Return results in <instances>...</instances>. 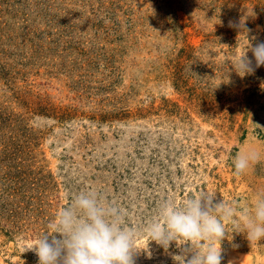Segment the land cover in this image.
Masks as SVG:
<instances>
[{
	"label": "rangeland",
	"instance_id": "1",
	"mask_svg": "<svg viewBox=\"0 0 264 264\" xmlns=\"http://www.w3.org/2000/svg\"><path fill=\"white\" fill-rule=\"evenodd\" d=\"M262 42L264 0H0V264H38L26 249L80 193L137 233L135 264H177L188 245L143 229L204 192L233 209L221 264H264L233 232L264 194Z\"/></svg>",
	"mask_w": 264,
	"mask_h": 264
},
{
	"label": "clouds",
	"instance_id": "2",
	"mask_svg": "<svg viewBox=\"0 0 264 264\" xmlns=\"http://www.w3.org/2000/svg\"><path fill=\"white\" fill-rule=\"evenodd\" d=\"M229 27L246 29L241 22L234 25L229 21ZM248 50L253 54L255 68L264 65V42L254 47L249 43ZM246 52L234 69L241 76L255 70ZM259 159L255 150H242L233 159L235 174H245ZM214 195L204 192L186 199L181 206L165 201L158 217L143 229V234L165 252L173 242L177 247L188 245L181 255L173 256L177 264H221V244L228 239L225 221L232 217L233 209L223 201L213 203ZM233 232H246L250 242L264 239V194L257 196L251 214L244 217L243 228L235 225ZM136 238L134 230L124 227L123 216L117 209L104 207L91 193H80L58 213L51 233L45 232L26 250L35 252L38 264H135L134 256L141 251L135 249ZM143 251L151 257L148 247Z\"/></svg>",
	"mask_w": 264,
	"mask_h": 264
}]
</instances>
